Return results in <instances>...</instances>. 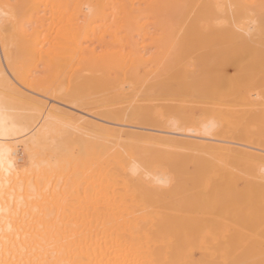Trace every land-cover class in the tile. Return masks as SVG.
<instances>
[{"label":"bare ground","instance_id":"6f19581e","mask_svg":"<svg viewBox=\"0 0 264 264\" xmlns=\"http://www.w3.org/2000/svg\"><path fill=\"white\" fill-rule=\"evenodd\" d=\"M0 264H264V0H0Z\"/></svg>","mask_w":264,"mask_h":264},{"label":"rangeland","instance_id":"374dc122","mask_svg":"<svg viewBox=\"0 0 264 264\" xmlns=\"http://www.w3.org/2000/svg\"><path fill=\"white\" fill-rule=\"evenodd\" d=\"M148 21L149 20H152L151 18H146ZM145 44L147 45V47L143 50V49H141L140 48V50H142L141 51V59H139V61H141L140 63H144L143 64V66L142 67H140L139 68V76L140 77H142L145 73H148V72H153L152 73V75L151 76H149L148 78H146L145 79V81H144V84L145 85H149V84H151L153 81H154V77H155V75H158L159 73H160V71L162 70V68H156L155 66H153V64H152V61L155 59V60H157V56H161V52L162 53H164V52H166V50L165 49H167V47H170V49H167V52L168 53H171L173 50H174V47H172L170 44H164V45H162V46H164L165 48H163L162 46H159L158 47V49L156 48L157 46H154V45H149V40L148 39H146L145 40ZM140 46V45H139ZM138 46V47H139ZM91 47H95V43L94 44H92L91 45ZM162 49V51L160 52V50ZM160 49V50H159ZM159 50V51H158ZM163 50H164V52H163ZM169 50V51H168ZM194 50V49H193ZM104 53V54H110V55H113V54H117L118 56L120 55L121 57H124L125 56V54H124V50H122V48H120L119 46H117V47H103V48H96V50H95V54H99V53ZM143 52V53H142ZM159 52V53H158ZM164 53V54H168V53ZM191 52V50H189V51H187L186 53L184 52V51H182V54H183V56H184V54H188L189 55V53ZM101 53V54H102ZM126 53V52H125ZM143 54V55H142ZM160 54V55H159ZM164 54H162V55H164ZM176 54H179V52H177ZM185 55V56H186ZM179 56H181V55H179ZM159 59V58H158ZM152 60V61H151ZM233 74V73H232ZM256 77H257V79H256ZM210 80H213V78L212 79H208V82L210 83ZM253 82H254V84H255V86L258 88V89H261L262 88V85H260L261 84V82H260V80H259V77L256 75L254 78H253ZM260 83V84H259ZM165 86H167V87H165L164 88V86L163 87H161L159 90H150V92H148L147 93V97H149L150 98V104H153V105H155V106H157V108H158V112H159V118L162 120V121H165L166 119H168V118H171V117H173V118H177V117H179V125H180V127H182V128H184V127H187V126H190L191 124V126H194V125H196L199 121H201L202 119H204L205 117H206V115H210L212 112H209L210 110H211V108L212 107H214V106H216L214 109H218V106L217 105H214V106H211V105H208V104H210V102L211 103H215L214 101L212 102V100L213 99H211L210 100V97H211V95H200L199 97L198 96H193V95H187V96H181V97H171V93L169 94V95H167V96H165L164 94L167 92V91H169L170 90V85H168V84H165ZM162 88L165 90V92L164 91H162ZM166 88H168V89H166ZM238 86H236V87H234V91H236V90H239V88H240V93H239V91L237 92H231V93H233V96H234V98H235V100L236 101H234V104H233V106H232V110L233 111H236V112H241L243 109H245V108H247L246 106H243V105H241L240 103H239V105H241V106H239L238 105V100L236 99V96L237 95H240L241 94V90H242V88L241 87H239L238 89ZM140 89H142V88H140ZM206 90V84H204V82H203V85H202V87L200 86V88H198V91L200 92V93H203L204 91ZM233 89H231V91H232ZM144 91V88L142 89V90H137V92L138 93H142ZM144 93V92H143ZM167 94V93H166ZM237 94V95H236ZM199 95V94H198ZM169 96V97H168ZM219 96V94L217 93V94H215L214 95V97H218ZM202 97V98H201ZM208 97V98H207ZM167 98V99H166ZM169 98H171V99H169ZM164 99L165 100H167L166 102H168V103H166L165 101H164ZM173 99V100H172ZM164 101V102H163ZM196 102V103H195ZM203 102V103H202ZM155 103V104H154ZM168 104V105H167ZM171 104H173V107H172V105ZM185 105V106H192V105H195L194 107H197V108H199L198 109V111L196 110L195 112H196V114H195V112H194V114H193V116L194 117H192V123L190 124L188 121L186 122V121H181L183 118L182 117H180V116H178L179 114H178V112H177V110L175 109V107L176 106H178V105ZM198 104V105H197ZM167 106H168V108H167ZM210 106V107H209ZM166 107V108H165ZM193 107V106H192ZM203 109V108H206V110L205 109H203V110H205V111H203V110H200L201 108ZM165 108V109H164ZM164 109V110H163ZM169 109H171V110H169ZM166 111H167V113H166ZM175 111V112H174ZM216 111V110H215ZM214 111V112H215ZM171 112H172V114H171ZM198 112V113H197ZM204 112H206V113H204ZM169 113V114H168ZM176 113L178 114V115H176ZM166 118V119H165ZM185 124V125H184ZM182 125V126H181ZM229 130V131H228ZM243 130V122H241V121H238V122H236V121H234L231 125H230V128H228L227 129V131H228V133L226 132L225 134L227 135H225L224 134V139L223 140H227L228 139V141L230 142H232L233 141V143H235V142H238L237 140H236V136H237V134L239 133V132H241ZM215 144H218V143H215ZM49 163L50 164H52L53 163V161L52 160H50L49 161ZM159 164H160V166H159V164H155V162H154V167H151V168H149V171H151L152 169V171L151 172H155V173H159V171H161V172H164V173H166L167 172V174L168 175H171L170 174V172H171V170L169 169V167L170 166H168L167 165V169H169V170H167L166 169V164L164 165V163H162V165H161V162H158ZM153 165V164H152ZM158 166H159V168H158ZM161 167V168H160ZM163 168V169H162ZM171 168V167H170ZM194 167L193 166H191L190 165V167L188 166L187 167V172H188V174H189V171H188V169L190 170V174H193L194 172H195V170H193V173H192V169H193ZM160 169V170H159ZM156 170H158V171H156ZM162 170H164V171H162ZM160 172V173H161ZM176 176L177 175H175V176H173V178H176ZM178 177V176H177Z\"/></svg>","mask_w":264,"mask_h":264}]
</instances>
